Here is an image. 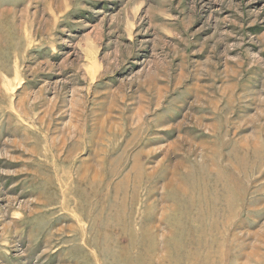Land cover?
Instances as JSON below:
<instances>
[{
    "label": "rangeland",
    "instance_id": "374dc122",
    "mask_svg": "<svg viewBox=\"0 0 264 264\" xmlns=\"http://www.w3.org/2000/svg\"><path fill=\"white\" fill-rule=\"evenodd\" d=\"M0 264H264V0H0Z\"/></svg>",
    "mask_w": 264,
    "mask_h": 264
}]
</instances>
